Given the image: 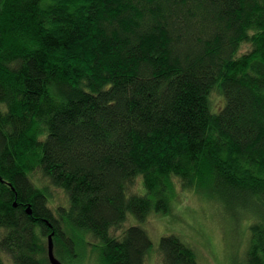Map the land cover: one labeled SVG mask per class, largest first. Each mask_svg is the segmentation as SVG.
Listing matches in <instances>:
<instances>
[{"label": "trees", "instance_id": "obj_1", "mask_svg": "<svg viewBox=\"0 0 264 264\" xmlns=\"http://www.w3.org/2000/svg\"><path fill=\"white\" fill-rule=\"evenodd\" d=\"M177 188L264 264V0H0V264H50L52 231L61 262L200 264L145 225Z\"/></svg>", "mask_w": 264, "mask_h": 264}, {"label": "rangeland", "instance_id": "obj_2", "mask_svg": "<svg viewBox=\"0 0 264 264\" xmlns=\"http://www.w3.org/2000/svg\"><path fill=\"white\" fill-rule=\"evenodd\" d=\"M213 105L219 107L222 98L213 96ZM136 181L133 188L136 189ZM50 205L65 202V194L56 187H49ZM250 199L245 210H253ZM222 201L194 190L176 189L170 195L166 211H152L145 221L153 246L162 234L178 233L195 247L200 264H245L248 219L234 222L228 218ZM128 223V222H127ZM126 223V224H127ZM89 239V238H88ZM91 241V239H89ZM247 241V242H246ZM92 245L80 242L75 245L73 258H62L64 264H100L98 252ZM55 255V254H54ZM161 253L156 249L148 255L146 264H159Z\"/></svg>", "mask_w": 264, "mask_h": 264}, {"label": "water", "instance_id": "obj_3", "mask_svg": "<svg viewBox=\"0 0 264 264\" xmlns=\"http://www.w3.org/2000/svg\"><path fill=\"white\" fill-rule=\"evenodd\" d=\"M52 234H53V231L47 235V257H48V260H49L50 264H64V263L60 262L54 255Z\"/></svg>", "mask_w": 264, "mask_h": 264}, {"label": "bare ground", "instance_id": "obj_4", "mask_svg": "<svg viewBox=\"0 0 264 264\" xmlns=\"http://www.w3.org/2000/svg\"><path fill=\"white\" fill-rule=\"evenodd\" d=\"M54 252V251H53ZM56 257V256H55ZM57 258V257H56ZM58 259V258H57ZM59 260V259H58ZM60 261V260H59ZM61 262V261H60ZM63 263V262H62Z\"/></svg>", "mask_w": 264, "mask_h": 264}]
</instances>
